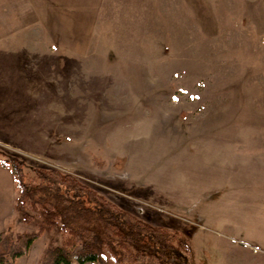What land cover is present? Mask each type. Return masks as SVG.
Here are the masks:
<instances>
[{
  "label": "rangeland",
  "instance_id": "rangeland-1",
  "mask_svg": "<svg viewBox=\"0 0 264 264\" xmlns=\"http://www.w3.org/2000/svg\"><path fill=\"white\" fill-rule=\"evenodd\" d=\"M31 2L0 0V40ZM86 42L60 52L68 85L48 94L0 61V159L72 175L168 231L186 246L171 264H264L262 0H102ZM17 201L0 167V253L40 224ZM60 242L45 231L16 263Z\"/></svg>",
  "mask_w": 264,
  "mask_h": 264
},
{
  "label": "trees",
  "instance_id": "trees-1",
  "mask_svg": "<svg viewBox=\"0 0 264 264\" xmlns=\"http://www.w3.org/2000/svg\"><path fill=\"white\" fill-rule=\"evenodd\" d=\"M0 167L10 169L23 221L40 219L35 234L19 235L7 253H0V264H17L45 231L53 229L61 235L60 245L47 248L41 264H87L101 258L119 264L115 247L130 264H171V252L185 246L168 231L117 208L72 175L54 169H34L28 175L24 163L14 157L0 159ZM175 242L181 245L175 247Z\"/></svg>",
  "mask_w": 264,
  "mask_h": 264
},
{
  "label": "crops",
  "instance_id": "crops-1",
  "mask_svg": "<svg viewBox=\"0 0 264 264\" xmlns=\"http://www.w3.org/2000/svg\"><path fill=\"white\" fill-rule=\"evenodd\" d=\"M31 1V6L19 9V20L13 27L6 22L2 25L0 61L20 63L32 91L48 94L54 87L68 85L64 78L67 70L55 68L54 63L69 57L60 52L80 54L102 0ZM262 4L264 7V0Z\"/></svg>",
  "mask_w": 264,
  "mask_h": 264
}]
</instances>
